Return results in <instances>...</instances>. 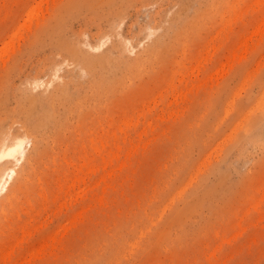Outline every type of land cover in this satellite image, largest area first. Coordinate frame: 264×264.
<instances>
[{"label": "rangeland", "instance_id": "1", "mask_svg": "<svg viewBox=\"0 0 264 264\" xmlns=\"http://www.w3.org/2000/svg\"><path fill=\"white\" fill-rule=\"evenodd\" d=\"M10 135L0 264H264V0H0Z\"/></svg>", "mask_w": 264, "mask_h": 264}, {"label": "bare ground", "instance_id": "2", "mask_svg": "<svg viewBox=\"0 0 264 264\" xmlns=\"http://www.w3.org/2000/svg\"><path fill=\"white\" fill-rule=\"evenodd\" d=\"M26 142L27 138L25 135H10L0 141V189L3 188L6 190L5 188L7 185H4V179L6 177L11 179L13 178V175H15V169H13L11 163H18L24 158V156H26Z\"/></svg>", "mask_w": 264, "mask_h": 264}]
</instances>
